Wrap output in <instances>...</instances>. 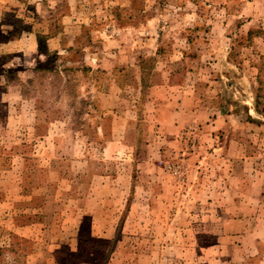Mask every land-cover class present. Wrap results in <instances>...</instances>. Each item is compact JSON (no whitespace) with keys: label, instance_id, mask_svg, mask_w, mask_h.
Returning a JSON list of instances; mask_svg holds the SVG:
<instances>
[{"label":"rangeland","instance_id":"374dc122","mask_svg":"<svg viewBox=\"0 0 264 264\" xmlns=\"http://www.w3.org/2000/svg\"><path fill=\"white\" fill-rule=\"evenodd\" d=\"M0 264H264V0H0Z\"/></svg>","mask_w":264,"mask_h":264},{"label":"crops","instance_id":"0c3cea01","mask_svg":"<svg viewBox=\"0 0 264 264\" xmlns=\"http://www.w3.org/2000/svg\"><path fill=\"white\" fill-rule=\"evenodd\" d=\"M175 85V84H174ZM186 88H189V86H188V81L186 82ZM172 106L173 107H171V110H169L168 111V114L172 117V119H171V124L173 125V126H175L176 127V122L178 121L177 120V118L179 119V117H178V113H180L179 111H176V109H175V104L172 102ZM176 107H177V105H176ZM189 110V109H188ZM192 110V109H191ZM190 110V111H191ZM185 112V111H184ZM192 114V113H191ZM180 120V119H179ZM218 121H220V117L219 116H217V121L216 122H218Z\"/></svg>","mask_w":264,"mask_h":264}]
</instances>
